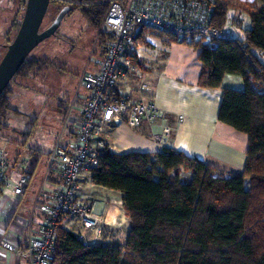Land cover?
I'll return each instance as SVG.
<instances>
[{"label": "trees", "instance_id": "16d2710c", "mask_svg": "<svg viewBox=\"0 0 264 264\" xmlns=\"http://www.w3.org/2000/svg\"><path fill=\"white\" fill-rule=\"evenodd\" d=\"M214 6L211 25L237 27L242 37L188 44L199 50L200 87L219 88L226 74L242 79V91L223 90L217 119L247 136L243 170L214 177L218 170L171 149L116 155L104 147L89 180L122 194L129 230L121 240L102 226L100 242L86 244L61 218L52 264H264V0H214ZM107 9L91 5L81 14L98 28ZM145 33L186 43L169 33ZM99 34L104 52L108 38ZM131 62L139 64L137 57ZM40 68L25 61L10 84ZM10 84L0 94V130L9 111L16 113Z\"/></svg>", "mask_w": 264, "mask_h": 264}, {"label": "crops", "instance_id": "0c3cea01", "mask_svg": "<svg viewBox=\"0 0 264 264\" xmlns=\"http://www.w3.org/2000/svg\"><path fill=\"white\" fill-rule=\"evenodd\" d=\"M143 37L144 49L137 58L139 64L127 73L118 90L130 100L152 102L162 111V116L151 124L136 128L125 124L106 126L101 137L107 150L116 155H153L171 149L226 174L241 172L245 165L247 136L220 122L217 116L223 90L242 91V79L226 74L219 88H202L198 83L201 72L199 50L188 43L158 39L147 33ZM102 57L103 52H100L94 62L92 58L88 59L82 71L77 73L73 85L76 92L72 91L59 108L65 115V126L55 143L49 141L50 147L46 151L33 149L0 132V148L7 152V171L20 170L23 161L27 162L29 171L28 183L21 196H14L8 189L0 191V264H30L28 245L31 239L40 236L43 228L42 206L61 187L58 165L49 164L47 156L57 147L70 150L73 146L81 109L88 95L85 89L82 91L79 81L83 74L97 72ZM61 76L66 80V71L61 70ZM14 84L21 86L17 82ZM10 90L11 98L14 90ZM78 199L93 205L94 212L108 222L106 229L118 231L121 237L127 234L122 194L93 185L86 176L80 183ZM14 220L22 221V226ZM62 223L64 229L87 241L91 239L77 219L62 217ZM6 240L16 245L18 257L6 247ZM99 242L100 234L95 244Z\"/></svg>", "mask_w": 264, "mask_h": 264}, {"label": "built area", "instance_id": "2783aa9c", "mask_svg": "<svg viewBox=\"0 0 264 264\" xmlns=\"http://www.w3.org/2000/svg\"><path fill=\"white\" fill-rule=\"evenodd\" d=\"M108 5L99 32L105 35L103 57L95 73H85L81 86L88 91L77 125L76 139L71 149L55 148L47 158L58 165L60 189L42 206L44 224L40 236L30 240V264H52L58 221L62 217L77 219L92 237L86 244H95L105 220L94 212L93 205L78 199L80 183L97 169L99 152L105 147L102 139L108 125L125 124L136 128L151 124L162 116V111L150 101H133L121 94L118 86L127 73L134 69L133 57L143 51V35L151 30L173 34L186 43L213 44L232 37L228 28L211 25L214 0H97ZM139 31L136 33V30ZM139 37L137 38V35ZM27 162L20 170L7 171V152L0 148V191L8 189L21 196L28 183ZM22 226V221L14 220ZM6 247L18 257L14 243L6 240Z\"/></svg>", "mask_w": 264, "mask_h": 264}, {"label": "rangeland", "instance_id": "374dc122", "mask_svg": "<svg viewBox=\"0 0 264 264\" xmlns=\"http://www.w3.org/2000/svg\"><path fill=\"white\" fill-rule=\"evenodd\" d=\"M54 1L48 9L41 29L47 28L63 7L67 6L71 11L64 16L55 34L40 43L27 57V62L38 63L42 68L31 71L26 77H17L10 84L14 93L9 106L16 113L9 111L5 121L6 128L0 130L7 138L16 139L42 151L50 147L49 141L55 143L58 140L65 126V115L59 110L62 108V101H66L72 91L76 92L73 85L77 73L82 71L88 59L92 58L94 62V59L98 58L102 41L100 26L94 28L81 14L82 8L98 5L96 1ZM24 4L25 0H0V60L6 51L5 46L11 43L16 34ZM243 19L242 28H246L248 19ZM230 29L234 37H242L241 29ZM61 70L66 71L68 82L61 76ZM16 82L21 86L16 87ZM81 88L83 91L84 87ZM213 175L225 177L228 174L219 171ZM189 176V173L184 171L180 175L182 179H188ZM107 223L105 220L103 226H107ZM120 239L124 240V237Z\"/></svg>", "mask_w": 264, "mask_h": 264}, {"label": "water", "instance_id": "95a60500", "mask_svg": "<svg viewBox=\"0 0 264 264\" xmlns=\"http://www.w3.org/2000/svg\"><path fill=\"white\" fill-rule=\"evenodd\" d=\"M50 0H26L23 17L17 32L0 60V94L24 64L29 54L44 40L54 35L70 8L63 7L52 23L40 32ZM139 28L136 30V33Z\"/></svg>", "mask_w": 264, "mask_h": 264}, {"label": "flooded vegetation", "instance_id": "af4514ba", "mask_svg": "<svg viewBox=\"0 0 264 264\" xmlns=\"http://www.w3.org/2000/svg\"><path fill=\"white\" fill-rule=\"evenodd\" d=\"M53 1H54V0H50L49 7H50L51 4L53 3ZM25 3H26V0H25ZM24 8H25V4H24ZM48 9H49V8H48ZM47 12H48V10H47ZM47 12H46L45 16L47 15ZM23 13H24V10H23ZM45 16H44V19H45ZM22 17H23V14H22ZM22 17H21V19H22ZM21 19H20V22H21ZM44 19H43V21H44ZM53 20H54V19H53ZM53 20H52V21H53ZM20 22H19V25H20ZM42 23H43V22H42ZM51 23H52V22H51ZM19 25H18V27H19ZM41 27H42V24H41ZM41 27H40V32L44 30V29H41ZM17 29H18V28H17ZM45 29H46V28H45ZM16 32H17V30H16ZM12 40H13V39H12ZM9 44H10V43H9ZM9 44H7V45H9ZM7 45H6V46H7ZM6 46H5V47H6Z\"/></svg>", "mask_w": 264, "mask_h": 264}]
</instances>
